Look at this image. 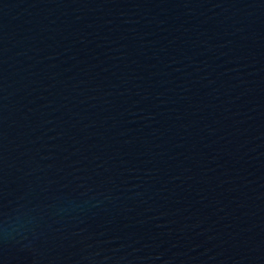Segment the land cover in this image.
Wrapping results in <instances>:
<instances>
[{"label": "water", "instance_id": "95a60500", "mask_svg": "<svg viewBox=\"0 0 264 264\" xmlns=\"http://www.w3.org/2000/svg\"><path fill=\"white\" fill-rule=\"evenodd\" d=\"M0 264H264V0H0Z\"/></svg>", "mask_w": 264, "mask_h": 264}]
</instances>
